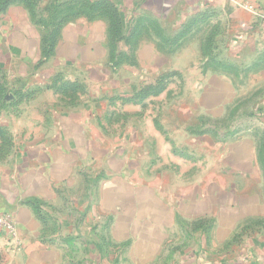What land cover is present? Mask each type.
<instances>
[{
	"label": "crops",
	"instance_id": "crops-1",
	"mask_svg": "<svg viewBox=\"0 0 264 264\" xmlns=\"http://www.w3.org/2000/svg\"><path fill=\"white\" fill-rule=\"evenodd\" d=\"M111 1L127 22L128 31L137 28L132 64L112 67L108 24L101 16L91 20L81 16L64 23L54 53L38 64L42 29L31 20L23 2L16 1L0 12V49L14 60L0 62V68L11 64L8 70L21 84L27 83L28 75L40 74L42 79L43 72L50 71L44 83L49 88L57 81L54 86L62 97L66 95L58 90L61 83L76 82L83 87L94 81L111 91L101 92L104 98L112 99L108 94L117 92L114 95L128 97L127 102L131 97L134 100L131 92L138 82L147 83L141 72L153 70L161 76L167 69H175L182 83L193 87L190 95L174 92L188 107L175 108L182 116L176 112L168 116L169 121L166 110L159 109L164 124L156 133L153 124L136 122L147 112L135 110L133 104L127 103L132 107L124 112L105 108V117L111 120L107 125L101 114L97 117L90 104H85L86 94L79 98L84 101L82 106L79 102L69 107L58 104L60 94L47 90L57 97L52 114L58 119L31 128L30 132L38 134L24 146L22 166L0 169V213L12 214L22 244L14 248L7 242L9 253L4 251L6 258L0 264H264V154L257 134L263 130L259 125L222 128L214 123L252 114L241 111L237 104L257 92L253 114L264 128V0ZM49 2L38 0V5L43 9ZM204 11L221 21L223 56L217 67L208 63L212 66L203 72L201 66L208 61L203 57L200 62L197 37L179 41L173 49L165 43V36L175 35L184 22ZM149 20L157 22L158 32L152 31ZM119 50L131 52L124 42L119 43ZM229 59L234 62L227 64ZM250 59L253 63L249 65ZM235 63L238 68L254 69L248 92L226 70L236 67ZM184 69L190 78L183 76ZM104 70L109 73L97 78L91 75ZM125 74L141 80L135 83L127 78L122 82L128 83L127 89L120 90L119 77ZM170 95L173 93L165 91L158 96ZM95 96L93 93L89 99L98 102ZM81 109L90 119L95 117L101 129L114 131L110 145L102 140L89 143L87 133L98 130L82 120L75 126L66 120L82 117ZM120 117L125 118V126H118ZM160 130L168 133L169 142ZM138 133L143 134L142 139L138 140ZM145 141L154 149L146 148ZM94 146L107 149L104 155L110 154V167L109 173L101 168L98 171L105 174L91 178L84 174L86 158L80 151ZM135 149L142 151L136 154ZM28 198L61 207L57 209L62 218L51 209L48 216L49 229L61 219V235L48 234L26 203ZM82 199L86 202L80 208L76 204ZM75 212L79 213L77 221Z\"/></svg>",
	"mask_w": 264,
	"mask_h": 264
},
{
	"label": "rangeland",
	"instance_id": "rangeland-1",
	"mask_svg": "<svg viewBox=\"0 0 264 264\" xmlns=\"http://www.w3.org/2000/svg\"><path fill=\"white\" fill-rule=\"evenodd\" d=\"M152 31L154 32H158V28L156 26H150ZM222 28H221V21L218 19L217 15H212L210 13H208L207 11L204 12H200L196 15H193V17H191V19H189L188 21L183 23L182 29H180V31H178V33H176L175 35H169V36H165V39L168 41V44L170 46V48H172L173 44H171L172 42H175L176 39V44H179V41L182 42H186V40H190L192 39L194 36L197 37V39L199 40V48L201 51V44L204 43L205 38H208L207 40L210 39V44L209 47L211 48L212 54H214L215 56V63L214 65L217 67V62L218 60H220L222 58V44H223V37H222ZM180 34H182V38L180 39L179 36ZM199 36V38H198ZM180 40H179V39ZM179 40V41H178ZM206 40V41H207ZM219 41V42H218ZM176 44L174 45V47L176 46ZM2 48V47H1ZM219 51V52H218ZM202 53V51H201ZM126 54V53H125ZM127 55V54H126ZM222 55V56H221ZM10 56H8L7 53L2 52L0 49V62H4V63H11V61H14L11 59V61L9 60ZM123 56L120 57V59L122 60V63H130L133 62L131 59L129 60H125ZM220 58V59H218ZM204 58L202 55V59L200 62H203ZM223 61V60H222ZM230 62H234V60H230L229 62H227V64H230ZM249 63L247 64H252L253 61L252 59H250L248 61ZM15 64V62H13V65ZM209 64H212V62H209ZM11 64L6 66L5 68L7 69H1L0 70V78L1 80L5 82V90L6 92V102L5 103H1L0 104V169L4 170V169H14L17 164H21L20 166H22V163L24 162V157H23V153H24V146H26V143L28 141H32L34 137H36V135L38 133H32L30 132L31 128H33L34 126H40V125H45V124H49V123H55L56 120L58 119L57 117H54L52 114V110H53V104L57 103L58 104H67V106L69 107H74L75 105H77L80 100L79 98L82 97L84 94H86V98L88 100H86L85 104H90L91 109L94 110V112L97 113V117L98 114H101L102 116V120L104 122L107 121V125L110 124L111 120L108 119V117H105L106 112L104 111L105 108L107 109H116L117 111H126V109H128V107H132L131 105H127V103L129 104H133L135 110L139 111V112H143L144 110L147 112V116L142 117L138 116V120L136 121L137 123H139V120H144L145 123L149 122L151 124L154 125V130L156 131V133H158L159 131V125L160 124H164V118L163 116H159L158 110L159 109H163L166 110V114H167V119L168 121L170 120V115H175V113H180V111H176L175 108H180L182 106V108L184 110L187 109L188 105H186V101H183V99H180V96L178 95V98L175 97L174 92H177L178 94H185L188 93L189 95L192 92V86L191 85H186L183 84L182 81L180 80V72L179 70H175V69H167L165 72H167L168 74L165 75V72L163 75H158L157 73H155L153 70H147V72L143 73L141 72V74H143L142 78L144 79L145 84L138 82L137 80L139 79L138 77H133L131 78V75H122V78L119 77L120 81L119 82L120 85V90H126L128 83L125 82L124 84H122L123 80H127V78L129 79L128 81L130 82L133 81L135 83H137L135 85V89L131 92V94L134 95V100H130L127 102L128 97L126 96H115L119 93L117 92H112L109 93L108 96H112V99L109 98H104L101 92H105L107 89L105 86H101V84H95V82L93 81L92 83H89L88 86L87 84L83 87H80L78 85L75 86V90H70V92L68 91L65 95V97H62V94L58 93L55 86H51V87H47V83H44L46 81V78L48 76V73H50V71H46L43 72L42 74V79L40 77V74H35V75H28V79L24 80L25 82H27L26 84H21V82H15L11 72H9L8 68H10ZM206 66H212V65H208V64H203L201 66V70L204 72L206 69ZM234 67L233 65H231V68L226 69L228 71H230L237 79V82L242 86V89H245L247 92L251 85H250V78H253V76L255 75L254 73V69L252 70H246L245 67H239L240 65L235 63ZM14 67V66H13ZM115 67V66H112ZM25 66H21L20 68V72L21 73H25L24 70ZM11 69V68H10ZM109 70V69H108ZM116 70V69H114ZM175 71L178 72L177 75L175 74ZM109 72L113 73L111 70H109ZM106 70H104L103 72H91V75L95 78L99 77V76H104L106 73H109ZM52 73V72H51ZM102 73V74H101ZM110 73V74H111ZM163 73V71H162ZM108 74V75H110ZM114 74V73H113ZM115 75V74H114ZM54 76V75H53ZM117 76V75H115ZM130 76V78H129ZM175 76H178L176 79L174 78ZM183 76L190 78V75L187 73V70L184 69L183 70ZM44 78V80H43ZM92 78V77H91ZM114 78V77H112ZM172 78V81H169V79ZM87 80V79H86ZM115 80V79H114ZM141 80V79H139ZM1 81V82H2ZM108 81H111V79H109ZM188 81V80H187ZM15 82V83H14ZM24 82V83H25ZM115 82V81H114ZM15 85H14V84ZM112 83V82H109ZM130 87V85H129ZM149 88V90H148ZM151 88V89H150ZM53 90L54 93H58L60 94V96L58 97V101H56V98L54 96V94L51 91H47V90ZM146 93L144 92V90H146ZM169 89V90H168ZM108 92H111L110 90H107ZM165 91H167V94H169V92L173 93V95H170L168 97H164V98H159V94H163L165 93ZM250 92V91H249ZM93 93H95V97L99 98L98 102L94 99H89ZM257 92H254V94L251 96H249L248 100H245L241 103H236L238 105V107H240L241 111H245V113H249L252 112V114L247 115V114H241L239 116V118H226L223 119L222 121H220V123L218 122H214L216 127L219 126L221 124V126H224L222 128L225 127H229V126H239L240 125H259V129H262L263 131V135L262 132L261 133H257L259 135L260 141H261V146L264 149V128L259 124V119L257 120L255 118V115L253 114V107H254V103H253V97L256 96ZM115 94V95H114ZM143 96L145 97V99L143 100ZM94 97V96H93ZM101 97V98H100ZM139 98V99H138ZM151 98V99H150ZM255 101V100H254ZM83 102L81 100V104H79L80 106L83 105ZM96 102L98 104H96ZM176 103L178 106H176ZM69 104V105H68ZM142 104H144L145 106H142ZM236 105V106H237ZM241 105V106H239ZM58 106H62V105H58ZM78 106V105H77ZM83 108V107H81ZM81 115L82 117L77 118L78 116H74V117H66V120L68 122H70L71 124H73V126H75L74 124H78L79 120H82V122L87 123L88 126H91V128L98 130L96 132H90L87 133L86 135V139L90 140L89 143H95L97 144V142L99 143L101 140L104 142L105 145H110L111 141L114 139V137L116 136V134L114 133V131H111V129L104 131L103 129H101L100 125L98 124V122L95 120L94 118L90 119V116H86L88 114V112L85 109H81ZM86 111V112H85ZM89 111V110H88ZM237 111V110H236ZM90 112V111H89ZM105 112V113H104ZM233 114H235L236 112H234V110H232ZM104 113V116L102 115ZM142 114V113H141ZM55 116L57 115L56 113L54 114ZM140 115V113H139ZM182 116V115H181ZM96 117V118H97ZM110 118V117H109ZM134 118V117H132ZM125 120V118L120 117L118 118V126L119 125H124L127 124V122H123ZM128 121V120H127ZM135 122V123H136ZM179 124L184 126L183 121L181 122L180 120L178 121ZM199 122V120H198ZM86 124V126H87ZM188 124V123H186ZM116 126V125H115ZM109 127V126H108ZM255 129V127H254ZM256 130V129H255ZM74 131H76L74 129ZM161 135L166 139L167 142L170 141V138L168 137V133H164V131L160 130ZM125 136L128 135L129 138L131 137V134H124ZM138 140L143 138V134L138 133ZM157 135V134H156ZM232 135V134H231ZM145 136V135H144ZM100 137H103L102 139H100ZM150 140L152 141L153 138L150 136ZM140 143V142H139ZM144 146L146 148L150 147L151 150H153L154 148L152 146H154L152 143L149 144L146 141L143 143ZM150 145V146H149ZM145 149V148H144ZM28 150V149H27ZM107 149L105 148H98V147H88L85 152L83 153V150L80 151V155L83 154L81 157L85 156V163L82 164V169L84 170V174L88 176H90L91 178L98 177V176H102V174L105 172L109 173V167L110 164L108 163V160L110 159V154H105V152ZM136 154L137 152H141L142 149H135ZM124 151L126 152L127 150L124 149ZM123 151V153H124ZM156 151V150H154ZM153 157V155H151ZM101 157V158H100ZM91 160H94L92 163L90 162ZM90 162V164L88 163ZM155 166L158 165V159L154 160ZM106 168H105V167ZM101 168L105 169V172L101 171L99 172L98 170H101ZM103 170V169H102ZM84 200V201H83ZM86 200L82 199V202H78L76 205H80V208L84 205L83 203H85ZM83 204V205H82ZM46 210L50 209L52 210V213L57 212L55 215L59 216L62 218V211H58L61 207H59L57 205V207H54L52 205L47 204L46 205ZM78 211V210H76ZM79 216L78 212L74 213V217L75 220L77 221V218ZM61 220V219H60ZM58 221L59 223L53 225L52 227H50V229H48V234L49 235H61L60 232H62V228L63 227H59V225L63 226V222ZM83 230V229H81ZM87 230H89V227H87ZM16 235H17V229H16ZM17 239H13L10 237V235L8 234V232H6L5 230H1L0 229V261H3V258L5 257V252L9 253V249L7 242H10L9 244H12L14 248H18L20 247L21 244V240L18 238V236H16ZM9 239V240H8ZM20 241V242H19ZM4 249V250H3ZM12 250V249H11ZM5 251V252H4ZM6 258V257H5ZM1 263V262H0Z\"/></svg>",
	"mask_w": 264,
	"mask_h": 264
},
{
	"label": "trees",
	"instance_id": "trees-1",
	"mask_svg": "<svg viewBox=\"0 0 264 264\" xmlns=\"http://www.w3.org/2000/svg\"><path fill=\"white\" fill-rule=\"evenodd\" d=\"M16 1L23 2L31 17V20L35 24L39 25L42 29V34L40 37L41 57L38 61V64L43 63L54 53L62 25L81 16H85L89 20L94 19L97 16H101L106 19L108 24L106 33L108 56L112 66H118L122 63L123 59H120V57L123 56V54L125 56L123 57L125 60L131 59L133 61V49L137 45L139 39L137 28L135 26L133 29L128 31L129 26L127 22L124 20L117 6L111 0H50V2L46 4L43 9H40L38 0H0V12L5 10L11 3ZM43 13H45V15ZM148 24L150 26L153 25L158 27L157 22L154 20H149ZM179 38L181 39L182 36H179ZM208 38H205L204 43L201 44V51L203 57L207 58V64L209 62L214 64L215 55L212 54L211 48L209 47L211 41L210 39L207 40ZM176 41H171V44H173V49L178 45L176 44ZM120 42H124L126 45L130 46L131 52L129 54L126 53V55L124 52L119 50ZM165 43H168L166 39ZM175 44L176 46L174 47ZM220 63L221 61L218 60L217 65ZM1 81L2 80L0 78V104L6 102V95L4 93L6 92V85L4 80L2 82ZM56 84L57 81L53 83V86ZM76 85L82 87L76 82L65 81L58 86V90L64 91L66 94L68 91L70 92V90H75ZM146 91L147 89L144 90L145 93ZM262 153L264 154V149L262 150ZM26 203L33 208L34 212L43 223L46 230L47 228L49 229V210H46L47 204L37 198H28Z\"/></svg>",
	"mask_w": 264,
	"mask_h": 264
},
{
	"label": "built area",
	"instance_id": "built-area-1",
	"mask_svg": "<svg viewBox=\"0 0 264 264\" xmlns=\"http://www.w3.org/2000/svg\"><path fill=\"white\" fill-rule=\"evenodd\" d=\"M0 229L8 232L11 238H16V224L10 212L0 213ZM20 242V241H19Z\"/></svg>",
	"mask_w": 264,
	"mask_h": 264
}]
</instances>
